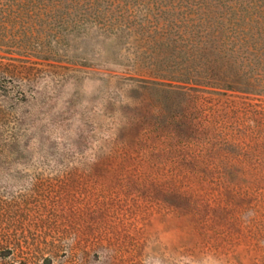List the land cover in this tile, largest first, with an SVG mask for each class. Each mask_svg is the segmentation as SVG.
<instances>
[{
    "label": "rangeland",
    "instance_id": "374dc122",
    "mask_svg": "<svg viewBox=\"0 0 264 264\" xmlns=\"http://www.w3.org/2000/svg\"><path fill=\"white\" fill-rule=\"evenodd\" d=\"M91 35L0 52V264H264V95L146 89Z\"/></svg>",
    "mask_w": 264,
    "mask_h": 264
},
{
    "label": "trees",
    "instance_id": "16d2710c",
    "mask_svg": "<svg viewBox=\"0 0 264 264\" xmlns=\"http://www.w3.org/2000/svg\"><path fill=\"white\" fill-rule=\"evenodd\" d=\"M246 11L235 0H0V52L85 63L72 42L96 34L120 42L146 89L264 95V34Z\"/></svg>",
    "mask_w": 264,
    "mask_h": 264
}]
</instances>
